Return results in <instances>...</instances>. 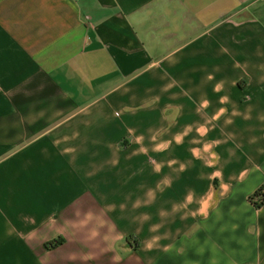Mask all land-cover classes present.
Segmentation results:
<instances>
[{"label": "crops", "instance_id": "0c3cea01", "mask_svg": "<svg viewBox=\"0 0 264 264\" xmlns=\"http://www.w3.org/2000/svg\"><path fill=\"white\" fill-rule=\"evenodd\" d=\"M263 184L264 0H0V264H264Z\"/></svg>", "mask_w": 264, "mask_h": 264}, {"label": "trees", "instance_id": "16d2710c", "mask_svg": "<svg viewBox=\"0 0 264 264\" xmlns=\"http://www.w3.org/2000/svg\"><path fill=\"white\" fill-rule=\"evenodd\" d=\"M250 202L256 209H261L264 207V184L250 196ZM63 244V239H56L47 243L46 247L49 249H54Z\"/></svg>", "mask_w": 264, "mask_h": 264}]
</instances>
